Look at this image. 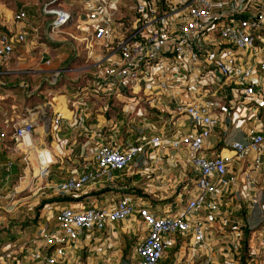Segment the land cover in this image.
<instances>
[{
  "label": "built area",
  "instance_id": "2783aa9c",
  "mask_svg": "<svg viewBox=\"0 0 264 264\" xmlns=\"http://www.w3.org/2000/svg\"><path fill=\"white\" fill-rule=\"evenodd\" d=\"M69 5L55 0L29 15L0 4V71L32 53L47 72L41 102H24L0 127V209L23 190L2 191L9 153L23 149L24 165L39 123L51 136L71 131L58 192L77 197L124 175L145 183L99 205L45 206L38 233L6 230L0 264H264V0ZM59 35L83 63L53 64L46 46ZM170 167L183 172L168 176ZM169 182L172 191L158 194L167 201L153 199ZM130 222L138 240L119 263L107 254L114 226Z\"/></svg>",
  "mask_w": 264,
  "mask_h": 264
},
{
  "label": "rangeland",
  "instance_id": "374dc122",
  "mask_svg": "<svg viewBox=\"0 0 264 264\" xmlns=\"http://www.w3.org/2000/svg\"><path fill=\"white\" fill-rule=\"evenodd\" d=\"M53 1L55 0H0V4H3L9 9H15L19 6L26 7L28 14L31 15L43 4H50ZM74 1L75 0H59V4L65 8H69L71 7L69 3L73 4ZM74 46V42L67 41L62 35H59L57 43H52L50 45L47 44L46 47L49 56L53 60V64L74 67L75 65L84 62V59L75 56L76 50L73 48ZM45 69V65L38 60L37 56L31 53L23 57L13 56L7 69L0 71V122L6 117L9 118V116L6 115L13 114L12 111L19 113L21 111V106L23 105L22 102L30 105L35 102H41L42 98L36 95V91L44 86L43 80L47 75ZM72 75L73 74L70 76ZM59 89H61V85H59ZM8 104L13 105L10 108V105ZM45 114H47V112ZM0 125H2V123H0ZM39 130L40 132H38ZM42 130L43 128L39 123L37 134H32V140L34 138L36 149L26 151L28 155L26 156V163H24V165H20V162L18 161L20 153L24 151L23 149H21L20 152L12 150V152L9 153V156L14 161V167L12 169L11 181L6 187H2V191L13 185L18 187L24 179L27 180L28 183H24L26 185L23 187V190L20 191L18 195L20 201L15 207L11 208L10 211L0 209V225L3 227V233L0 234V238L2 239H6L8 236L6 230L13 237L22 234L24 236H31V234H34L36 227L39 225L38 223H42V219L38 218L39 214L42 213L41 210L47 205L51 206V204H56L53 202H57V199H60L61 197L55 192L56 188L54 187L57 175L54 170L57 171L56 164L59 161H57L56 164H49L48 168L45 167V169H49L47 174L37 177L33 176V163H36L37 161L36 152L40 154L39 159L41 158L40 160H42L41 151H49L47 149L48 146L53 149L51 147L53 143L54 146L55 144L59 146L62 145L59 141H57V143L56 141H48V136L44 135ZM39 134H41V137ZM37 136H39L40 141L42 140L44 144H39ZM5 139L8 138L5 137ZM9 144L12 145L13 142ZM40 145L44 147H39ZM30 151H33L32 153L34 154L31 157L29 153ZM54 152L57 153V150ZM47 155H49V158L46 162H51L53 160L51 152L49 151ZM123 177V179L128 178L127 175H124ZM50 179L51 182H49ZM158 194V190L154 191V196H152V198L159 203L165 201L162 200L163 197H158ZM119 240L121 243L120 245H124L125 247L130 241L135 242L138 240V237L137 234H131L128 237L121 234Z\"/></svg>",
  "mask_w": 264,
  "mask_h": 264
},
{
  "label": "crops",
  "instance_id": "0c3cea01",
  "mask_svg": "<svg viewBox=\"0 0 264 264\" xmlns=\"http://www.w3.org/2000/svg\"><path fill=\"white\" fill-rule=\"evenodd\" d=\"M22 104H23V102H22ZM8 105H10V108H11L13 104H8ZM6 116H9V114ZM5 122H6V118H4L2 120V122H0V123H2V125H0V127H3V124ZM38 129H39V126H36V128L34 129V134H37ZM38 132H40V130ZM44 135L48 136V141H50V140L53 142L56 141V143L58 140H62V141L67 140L66 144L62 147L57 145V144H55V146H54V143L51 145V147L53 149H51L49 146H48V148L46 147L52 154V157H53L52 164H56L57 161H59L61 159L62 155L68 154L71 151V149L73 148V145H72L71 141L69 140L70 135H71V131L69 129L56 132L54 134V136L53 135L51 136V133L44 134ZM39 136L41 137V134H39ZM39 136H37L38 140H39V144L40 143L44 144L42 142V140L40 141ZM33 141H34V138H33ZM39 147H44V146L40 145ZM61 149H62V151H61ZM55 150H57V153L54 152ZM49 151L41 152L42 153V160L40 162L45 163L47 161V159L49 158V155H47L49 153ZM20 165H23V164H20ZM56 165H57V167H56L57 171L56 170H54V171L57 173V175L55 178L54 185H56V183L59 180H61L62 177L65 176V173L60 170L58 163ZM13 167H14V165H12L11 170L13 169ZM53 168H54V166H53ZM48 171H49V169L47 170L46 174L48 173ZM182 172H183V168H181V167H176V168L170 167L167 175L168 176L170 175V176L176 178ZM54 177H55V175H54ZM123 178L115 179L113 182H111L109 185H107L106 188L98 190V191H94V190L91 191L90 187H87L83 191H81L80 194L77 195V197H72L68 193L62 194L56 190L55 192L58 195H60L61 197H60V199L59 198L57 199L58 200L57 202H53V203H56L53 205L71 206V207L77 208V207H85V206L92 204V203L99 205L103 202V199H102L103 196H107V197L112 196L114 198H128L132 194L133 191H136L137 185L139 183H141L142 180H140V181L136 180L135 176L128 177L127 179H123ZM49 182H51V179L49 180ZM144 183L145 182H143L141 184H144ZM169 184H171V182H169L166 185L162 184L159 186L160 190H158V191H160V193L162 194L161 196H163V195L166 196L172 191V188L170 187ZM95 187H97V185H95ZM56 206H53V208ZM48 225H49L48 227L53 225V219L49 220ZM133 226L134 225L131 222L128 223V228H125V229H123V228L120 229L119 223L115 224V226H114L115 227V229H114L115 233H114V237L112 239H113V244H114L115 248L112 250V252L108 251L107 254L110 253L113 257H115L117 259V261H119V263H122L123 261L127 260L128 255L130 253L131 246L133 244V242L130 241V243H127L125 245V247H124V245L121 246L119 238L121 237V234L126 236V237L133 234V232H132V231H134ZM41 228H42V225L41 224L38 225V227H36L35 232L38 233L39 231H41ZM169 253H170V249H168V251H167V254H169ZM83 257H85V253H84V255H81V260H83L82 263L84 262ZM158 264H167V263H166V261L161 260V261H159Z\"/></svg>",
  "mask_w": 264,
  "mask_h": 264
},
{
  "label": "bare ground",
  "instance_id": "6f19581e",
  "mask_svg": "<svg viewBox=\"0 0 264 264\" xmlns=\"http://www.w3.org/2000/svg\"><path fill=\"white\" fill-rule=\"evenodd\" d=\"M44 122L46 123L47 122V120H45L44 119ZM26 145H28L29 146V148L28 149H30V150H33V149H36L35 148V145H34V141L32 140V139H29L26 143H25ZM33 151H30L29 153H30V157L31 156H33L34 154L32 153ZM42 152V151H41ZM40 152V153H41ZM36 155H37V157H36V159H37V161H36V163H33L34 164V166H33V176H35V177H37L38 175H40L41 173H42V171L45 169V167L47 166V164L50 162H40L41 160L39 159V155L40 154H38L37 152H36ZM24 183H28L27 182V180H23L22 181V183L18 186V189H21V188H23L26 184H24Z\"/></svg>",
  "mask_w": 264,
  "mask_h": 264
},
{
  "label": "trees",
  "instance_id": "16d2710c",
  "mask_svg": "<svg viewBox=\"0 0 264 264\" xmlns=\"http://www.w3.org/2000/svg\"><path fill=\"white\" fill-rule=\"evenodd\" d=\"M49 45L52 44L51 42L48 43ZM13 86V85H12Z\"/></svg>",
  "mask_w": 264,
  "mask_h": 264
}]
</instances>
